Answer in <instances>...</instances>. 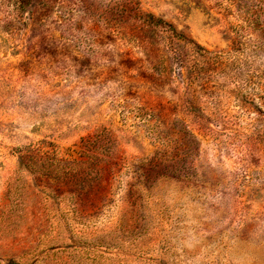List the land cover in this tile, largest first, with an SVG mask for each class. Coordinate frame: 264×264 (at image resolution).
I'll return each mask as SVG.
<instances>
[{
	"label": "rangeland",
	"instance_id": "obj_1",
	"mask_svg": "<svg viewBox=\"0 0 264 264\" xmlns=\"http://www.w3.org/2000/svg\"><path fill=\"white\" fill-rule=\"evenodd\" d=\"M0 264H264V0H0Z\"/></svg>",
	"mask_w": 264,
	"mask_h": 264
}]
</instances>
